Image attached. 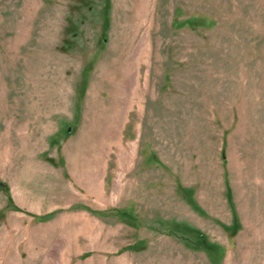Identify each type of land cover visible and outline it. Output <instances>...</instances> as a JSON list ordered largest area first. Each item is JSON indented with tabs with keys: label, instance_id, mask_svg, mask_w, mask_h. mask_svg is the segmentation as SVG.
<instances>
[{
	"label": "rangeland",
	"instance_id": "374dc122",
	"mask_svg": "<svg viewBox=\"0 0 264 264\" xmlns=\"http://www.w3.org/2000/svg\"><path fill=\"white\" fill-rule=\"evenodd\" d=\"M0 264H264V0H0Z\"/></svg>",
	"mask_w": 264,
	"mask_h": 264
}]
</instances>
